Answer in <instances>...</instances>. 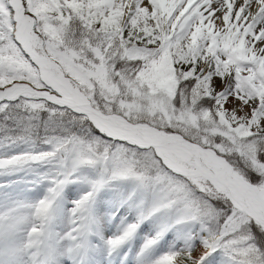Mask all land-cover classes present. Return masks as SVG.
I'll use <instances>...</instances> for the list:
<instances>
[{"label": "snow or ice", "instance_id": "snow-or-ice-1", "mask_svg": "<svg viewBox=\"0 0 264 264\" xmlns=\"http://www.w3.org/2000/svg\"><path fill=\"white\" fill-rule=\"evenodd\" d=\"M0 264H264V0H0Z\"/></svg>", "mask_w": 264, "mask_h": 264}]
</instances>
